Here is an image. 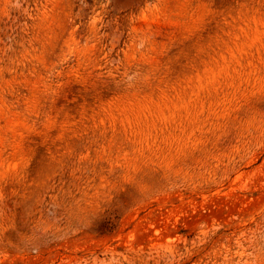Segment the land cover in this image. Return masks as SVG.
<instances>
[{
	"label": "rangeland",
	"instance_id": "374dc122",
	"mask_svg": "<svg viewBox=\"0 0 264 264\" xmlns=\"http://www.w3.org/2000/svg\"><path fill=\"white\" fill-rule=\"evenodd\" d=\"M0 264H264V0H0Z\"/></svg>",
	"mask_w": 264,
	"mask_h": 264
}]
</instances>
